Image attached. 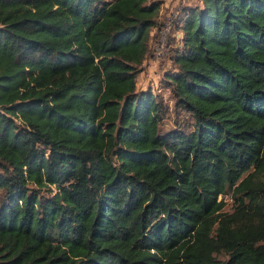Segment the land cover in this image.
Returning a JSON list of instances; mask_svg holds the SVG:
<instances>
[{
    "label": "trees",
    "instance_id": "trees-1",
    "mask_svg": "<svg viewBox=\"0 0 264 264\" xmlns=\"http://www.w3.org/2000/svg\"><path fill=\"white\" fill-rule=\"evenodd\" d=\"M164 3L0 0V264H264V0L182 8L163 132Z\"/></svg>",
    "mask_w": 264,
    "mask_h": 264
},
{
    "label": "rangeland",
    "instance_id": "rangeland-1",
    "mask_svg": "<svg viewBox=\"0 0 264 264\" xmlns=\"http://www.w3.org/2000/svg\"><path fill=\"white\" fill-rule=\"evenodd\" d=\"M198 3L199 0H190L189 2L190 5ZM182 5L183 3L178 2L179 7L177 10H179ZM169 7L170 6L165 8L163 4L161 8L159 19L162 25L167 21L166 15L169 11ZM174 10H176V8H174ZM174 20L173 18V21ZM151 35L149 53L143 61L142 72L137 76V90L145 91L150 89L152 93L159 95L162 99L164 106L167 107V112L161 124V130L164 132L175 128L177 123L189 124L191 120L187 113L174 108L172 93L164 86V83H162L164 72L173 69L170 57L173 50L172 48L174 45H177L176 43L178 42L175 38V30L172 26L170 31L164 35V38H162L160 29L153 30ZM225 199L227 201L225 210L231 211V200L227 196Z\"/></svg>",
    "mask_w": 264,
    "mask_h": 264
},
{
    "label": "built area",
    "instance_id": "built-area-1",
    "mask_svg": "<svg viewBox=\"0 0 264 264\" xmlns=\"http://www.w3.org/2000/svg\"><path fill=\"white\" fill-rule=\"evenodd\" d=\"M175 1L176 4L173 7H169V11L166 15L167 21L164 23V25H162L161 23L160 31L162 33V38H164L165 37L164 35H166L172 28L174 24L173 22L175 21V20L173 21V18L176 19L179 16L182 8L190 5L189 4L190 0H175ZM178 2L183 3V5L179 8V10H177V8L179 7ZM174 8H176V10H174Z\"/></svg>",
    "mask_w": 264,
    "mask_h": 264
},
{
    "label": "crops",
    "instance_id": "crops-1",
    "mask_svg": "<svg viewBox=\"0 0 264 264\" xmlns=\"http://www.w3.org/2000/svg\"><path fill=\"white\" fill-rule=\"evenodd\" d=\"M175 2H176L175 0H165L164 7L165 8H167L168 6L173 7L176 4Z\"/></svg>",
    "mask_w": 264,
    "mask_h": 264
}]
</instances>
